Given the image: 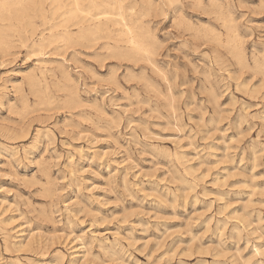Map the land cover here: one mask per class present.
Returning <instances> with one entry per match:
<instances>
[{"label": "rangeland", "instance_id": "obj_1", "mask_svg": "<svg viewBox=\"0 0 264 264\" xmlns=\"http://www.w3.org/2000/svg\"><path fill=\"white\" fill-rule=\"evenodd\" d=\"M73 1L0 46V264H264V0H125L145 52Z\"/></svg>", "mask_w": 264, "mask_h": 264}, {"label": "bare ground", "instance_id": "obj_2", "mask_svg": "<svg viewBox=\"0 0 264 264\" xmlns=\"http://www.w3.org/2000/svg\"><path fill=\"white\" fill-rule=\"evenodd\" d=\"M29 0H0V46H4L6 43L9 42V38H10V32L13 30L12 28L16 25V21L17 20H21L22 19H27V23L26 25H31L33 28H35L33 26V21L31 18H29V11L31 10V8H29L27 2ZM35 1V0H34ZM41 1V0H40ZM44 1V0H43ZM72 1V0H71ZM125 0H92V2L90 3V5L88 7H83L81 6V4L79 3L78 0H74L72 3V8L67 9V11L65 12L66 14L70 13V16L67 18V20L65 19V21H69L71 19H74V15H76L78 12L80 13H85L86 15H88L86 17L85 20L87 21H92V24H90V26H92L91 28H84L86 29V32H88V34L90 36H92V41H98L99 39L102 38H109L112 39L114 38L116 41H124L127 42L130 46H132V48L136 51H148L146 48V35L145 32L138 27V25L136 24V22L133 21V18H129L128 15V11L127 9L124 7V5L122 4V2ZM166 1V0H165ZM169 1V0H168ZM171 1V0H170ZM182 1V0H181ZM200 1V0H199ZM199 1H194V2H199ZM37 2V0H36ZM50 2V1H49ZM52 2V1H51ZM64 2V1H63ZM162 2V1H161ZM194 2L192 4H194ZM201 2V1H200ZM40 4L42 2H39ZM54 8H53V12L52 14L57 13L55 10L60 8V4H61V0H53ZM133 3V2H132ZM138 3V2H137ZM154 3V1H153ZM203 3V2H202ZM201 3V4H202ZM126 4V3H125ZM151 4V3H150ZM155 4V3H154ZM67 5V4H66ZM69 5V4H68ZM87 5V4H86ZM85 5V6H86ZM131 5V4H130ZM199 5V4H198ZM204 5V4H203ZM70 6V5H69ZM150 6V5H149ZM162 6V5H160ZM34 7V6H33ZM32 7V8H33ZM53 7V6H52ZM128 7V6H127ZM155 7V6H154ZM193 7H195V5H193ZM197 8H199L196 5ZM202 7V5L200 6ZM215 7V5H214ZM130 10H134L135 6H131L129 7ZM143 8V7H142ZM153 8V6L151 7ZM149 8V9H151ZM156 8V7H155ZM37 10V12H39L40 16H42V20H44L43 23H45V20L47 19V16L45 14L44 8L42 7V5H38L37 8L35 9ZM142 10V9H141ZM147 11V9H145ZM144 10V11H145ZM153 10V9H151ZM34 11V9H33ZM32 11V12H33ZM138 10H136L137 12ZM145 11V12H146ZM206 11V10H205ZM36 12V11H35ZM142 12V11H141ZM149 12V11H148ZM214 12V11H213ZM218 13V11H216ZM62 13V12H61ZM130 13V12H129ZM134 13V12H133ZM144 13V12H143ZM64 14V13H63ZM79 14V13H78ZM85 14H83V16H85ZM131 14V13H130ZM146 14V13H144ZM216 14V13H215ZM226 14V13H225ZM228 14V13H227ZM80 15V14H79ZM132 15V14H131ZM147 15V14H146ZM219 15V14H218ZM28 16V17H26ZM137 16V15H136ZM141 16V15H140ZM143 16V15H142ZM133 17V16H132ZM188 17V16H187ZM84 18V17H83ZM223 19V17H222ZM229 19V18H228ZM82 20V19H81ZM225 20V19H224ZM24 21V20H23ZM62 21H64L63 19L59 22H56L57 26L61 25L63 23H61ZM79 21V20H78ZM86 21V22H87ZM234 21V20H233ZM19 22V21H17ZM85 22V23H86ZM227 22V21H226ZM61 23V24H60ZM84 23V24H85ZM65 24V23H64ZM76 24V23H75ZM177 24V22H176ZM228 24V23H227ZM74 25V24H73ZM86 25V24H85ZM84 25V26H85ZM54 26V25H53ZM83 26V25H82ZM12 27V28H11ZM150 27V26H149ZM201 27V26H200ZM229 27V26H228ZM234 27V26H233ZM236 27V26H235ZM53 28V27H52ZM51 28V29H52ZM55 28V26H54ZM81 28V27H80ZM148 29V28H147ZM204 29V28H203ZM212 29V28H211ZM227 29V28H226ZM36 30V29H35ZM69 31V30H68ZM106 31H109L111 33H113V35L110 34H106ZM83 32V31H82ZM150 32V31H149ZM42 33V32H41ZM87 34V35H88ZM57 35V34H56ZM62 35V34H61ZM68 32L66 34H64L65 39L69 40V37L67 36ZM81 35V34H80ZM154 35V34H153ZM238 35V34H237ZM12 36V35H11ZM71 36V35H70ZM62 37V36H61ZM81 37V36H80ZM83 37V35H82ZM12 38V37H11ZM56 36L55 34H51L48 37L43 36L40 40L34 42L31 45L32 51L31 52H35L37 49H42L44 48L47 44L53 42ZM242 38V37H241ZM213 40V39H212ZM65 41V40H64ZM73 42V41H72ZM94 43V42H93ZM224 43V42H223ZM110 44V43H109ZM115 44V43H114ZM93 45V44H92ZM110 46V45H109ZM234 46V45H233ZM118 47V46H117ZM120 47V46H119ZM154 47V46H153ZM2 48V47H1ZM111 48V47H110ZM230 48V47H229ZM93 49V48H92ZM116 49V48H115ZM130 49V48H129ZM112 51V50H111ZM30 52V51H29ZM43 52V51H42ZM140 52V53H141ZM5 53V52H4ZM116 53V52H115ZM134 54V53H133ZM154 54V53H153ZM120 55V54H119ZM118 55V56H119ZM140 56V55H139ZM124 57L125 54H124ZM128 57V56H127ZM134 58V57H133ZM30 71V70H29ZM55 72V71H54ZM29 74V73H28ZM32 75V74H31ZM31 75H28V78L31 79V81L33 82L35 79H33L31 77ZM68 76V75H67ZM69 77V76H68ZM67 77V78H68ZM36 81V80H35ZM68 81V80H67ZM39 82V81H38ZM35 85V82L33 83ZM70 84V83H69ZM78 88V87H77ZM20 90V89H19ZM38 94V91H37ZM40 95V94H39ZM216 99V98H215ZM50 100V99H49ZM111 117V116H110ZM6 213V212H5ZM248 219V218H247ZM20 231V230H19ZM24 231V230H22ZM11 232V230H10ZM21 234V233H18ZM8 236V235H7ZM14 236V234L12 235ZM20 237V235H17ZM22 237V236H21ZM18 238V237H17ZM13 239V238H12ZM98 239V238H97ZM16 240V239H15ZM99 240V239H98ZM107 241V240H105ZM8 242V241H7ZM12 242V241H11ZM100 242V241H99ZM113 242V241H112ZM14 243V242H13ZM27 243V242H26ZM104 244V243H103ZM17 245V244H15ZM78 246V245H77ZM18 248V247H17ZM74 248V247H73ZM75 249V250H74ZM73 249V254L74 257L72 259V262L77 261L76 260V255L79 251V249L74 248ZM82 250V249H81ZM80 252V251H79ZM61 255V254H60ZM71 255V256H72ZM70 256V257H71ZM72 258V257H71ZM71 261V260H70Z\"/></svg>", "mask_w": 264, "mask_h": 264}]
</instances>
